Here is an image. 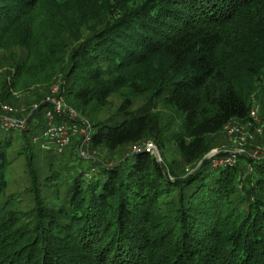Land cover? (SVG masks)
Returning <instances> with one entry per match:
<instances>
[{
  "label": "trees",
  "instance_id": "16d2710c",
  "mask_svg": "<svg viewBox=\"0 0 264 264\" xmlns=\"http://www.w3.org/2000/svg\"><path fill=\"white\" fill-rule=\"evenodd\" d=\"M16 46L26 59L0 104L57 81L91 121V158L80 136L55 151L41 95L26 123L0 109V264H264V157H209L234 121L253 122L264 0H0V51ZM159 106L180 117L170 138ZM148 143L162 162L133 152ZM15 163L31 206L7 197Z\"/></svg>",
  "mask_w": 264,
  "mask_h": 264
},
{
  "label": "rangeland",
  "instance_id": "374dc122",
  "mask_svg": "<svg viewBox=\"0 0 264 264\" xmlns=\"http://www.w3.org/2000/svg\"><path fill=\"white\" fill-rule=\"evenodd\" d=\"M26 51L21 47H12L10 50H2L0 51V91L4 89V85L6 81H11L10 73L14 70V64L17 62H20L22 60L26 59ZM57 81H53L52 85L49 86H43L42 84H39L35 87H32L31 91L24 90V85L20 86L16 91L13 93V103L12 105H3L0 104V109H2L3 112H6L8 114H15V116L21 117L22 123H26L28 121V117L31 116L32 112L36 111L38 109V105L36 104V96L41 95L42 99H46L51 95V90L57 85ZM253 101V108L258 109L259 111V123L249 122L248 124H241L238 121H234L230 126L231 129H235L236 133L232 135L228 129H225V131L217 137L215 140V149L210 154V157L216 156V155H223L226 156L222 158L219 161H216L214 166H218V164H222L231 157H237V155L240 154H249L253 157L260 158L264 157V84L258 87L257 92L255 93ZM66 106H69V103L66 102ZM120 100L117 97H113L111 99V107H109L108 110L103 111L102 113H98L99 118H106L108 115L115 112V110L120 105ZM137 104V108L140 106H143L145 104L144 99H139ZM3 105V107H2ZM72 109V108H71ZM73 110V109H72ZM75 111V110H74ZM83 111V110H81ZM156 114L158 115V118L161 120L162 126L164 127L166 131V138H170L172 133L177 130L179 124H180V117L179 115L174 112L173 110H169L164 108L163 106H159L157 108ZM6 118V126L11 123V117L8 115H5ZM79 122H82L84 125H91L90 119L87 118H81L78 114ZM14 121V120H13ZM18 122V121H15ZM75 123V122H74ZM73 124V122H72ZM83 129V127H81ZM76 137L74 138V141L72 139L70 146L67 148V150H72L75 142ZM77 140V139H76ZM73 143V144H72ZM77 144H80L77 142ZM148 144L143 146H138L134 148V153H139V147H146ZM76 150V148H75ZM156 155H159L161 157L162 162V156L159 153L157 147L154 151ZM174 150L172 146L170 145L168 148L167 153V159L171 161L173 159ZM94 156H98L100 158V155L94 154ZM108 158L113 157L111 155L107 156ZM116 156L113 158L112 161H116ZM23 164H14L13 170L10 172L12 183L9 187V191L7 193V197L14 196L16 198H24V206H31L29 205V198L25 196V191L29 184L28 175H26V172L24 170ZM46 162L43 160V165H45Z\"/></svg>",
  "mask_w": 264,
  "mask_h": 264
},
{
  "label": "built area",
  "instance_id": "2783aa9c",
  "mask_svg": "<svg viewBox=\"0 0 264 264\" xmlns=\"http://www.w3.org/2000/svg\"><path fill=\"white\" fill-rule=\"evenodd\" d=\"M51 95L47 98L46 102L51 104L52 110L47 112V131L46 136L49 138L50 142H52L55 146V151L58 154H62L71 144L73 138L80 136L81 143L76 149V152L80 156L81 159L90 160L91 155L89 153L90 145H91V125H84L83 129L78 126V113L68 106H66L65 98L60 95V87L56 85L53 90H51ZM55 116L66 117L73 122V124L63 123L56 125L54 123ZM250 118L254 123H259V111L258 109L252 108L250 113ZM75 122V123H74ZM230 126V125H229ZM226 128L228 131L234 135L236 133L235 129ZM137 149V148H136ZM146 150L148 153L155 154L156 147L152 143H148L146 147H139V153ZM217 156V155H216ZM216 156L210 157L214 158ZM236 157H231L225 160L222 164L234 162Z\"/></svg>",
  "mask_w": 264,
  "mask_h": 264
},
{
  "label": "water",
  "instance_id": "95a60500",
  "mask_svg": "<svg viewBox=\"0 0 264 264\" xmlns=\"http://www.w3.org/2000/svg\"><path fill=\"white\" fill-rule=\"evenodd\" d=\"M156 158L161 162V157L159 155H156Z\"/></svg>",
  "mask_w": 264,
  "mask_h": 264
}]
</instances>
